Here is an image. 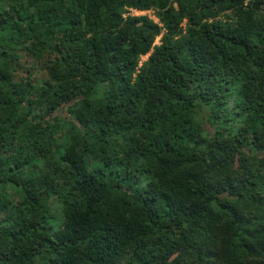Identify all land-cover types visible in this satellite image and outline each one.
<instances>
[{
  "label": "trees",
  "instance_id": "1",
  "mask_svg": "<svg viewBox=\"0 0 264 264\" xmlns=\"http://www.w3.org/2000/svg\"><path fill=\"white\" fill-rule=\"evenodd\" d=\"M0 264H264V0H0Z\"/></svg>",
  "mask_w": 264,
  "mask_h": 264
},
{
  "label": "rangeland",
  "instance_id": "2",
  "mask_svg": "<svg viewBox=\"0 0 264 264\" xmlns=\"http://www.w3.org/2000/svg\"><path fill=\"white\" fill-rule=\"evenodd\" d=\"M132 13L135 14V15H145V14H148L150 17H152L155 20V17L153 16V14L151 12H137V11H132ZM147 58H148V56L144 57L143 60H146Z\"/></svg>",
  "mask_w": 264,
  "mask_h": 264
}]
</instances>
